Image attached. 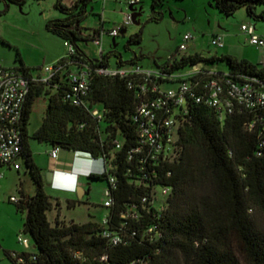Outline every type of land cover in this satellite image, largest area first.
Wrapping results in <instances>:
<instances>
[{
	"label": "trees",
	"instance_id": "trees-1",
	"mask_svg": "<svg viewBox=\"0 0 264 264\" xmlns=\"http://www.w3.org/2000/svg\"><path fill=\"white\" fill-rule=\"evenodd\" d=\"M91 1L56 0L55 7L63 16L49 19L46 28L72 43L76 50L73 57L80 61L105 66L115 53L119 56L117 66H125L118 51L102 53L97 63L81 48L80 42L94 40L101 31L95 28L93 33L87 32L83 23ZM162 2L153 0V8ZM215 4L224 14L246 7L250 16L264 20V8L258 10L264 0H215ZM160 18V12L152 16L154 20ZM141 39L139 32L129 41ZM222 60L231 74L257 76L264 81V66L231 54L174 55L158 69L169 75L188 65H215ZM21 70L33 74L26 66ZM129 79L95 74L79 105L67 97L71 84L66 73L49 82L31 84L22 118L23 157L37 189L34 195H28L21 184L23 196L16 206L27 213L23 230L34 238L35 258L25 251L21 252L23 263H18L12 251H6L7 256L14 264H264V156L258 155V132L249 127L253 114L244 110L222 121L213 108L189 102V120L180 126L181 153L175 160L162 163L157 176L145 179L137 166L138 155L129 158L131 150L139 145L134 116L141 102L138 87H130ZM165 82L172 83L168 78L158 80ZM45 92L50 94L45 116L31 135L33 107ZM93 108L103 111L101 121L93 115ZM31 136L60 150L88 152L94 159L105 160L108 171L88 176L106 178L107 186L109 175L116 178L107 224L57 220L52 225L48 219L52 196L46 190L51 182L33 158ZM115 140L121 142V148H116ZM154 185L173 187L163 212L150 203ZM152 225L157 226L156 231H149ZM105 231L118 233L125 240L114 244Z\"/></svg>",
	"mask_w": 264,
	"mask_h": 264
},
{
	"label": "rangeland",
	"instance_id": "rangeland-1",
	"mask_svg": "<svg viewBox=\"0 0 264 264\" xmlns=\"http://www.w3.org/2000/svg\"><path fill=\"white\" fill-rule=\"evenodd\" d=\"M56 0H26L23 3H6L0 0V63L6 67L19 68L26 66L35 75L42 74L44 65L52 64L67 54L66 41L46 28L49 19L63 16L55 7ZM153 0H142L136 5H129L128 0H92L87 9L88 14L83 23L86 31L93 33L100 28L104 19V29L101 45L93 40L80 42L81 48L93 59L110 51H118L125 66L139 64L145 69L161 68L174 55L180 58L183 55L199 52L202 55L224 54L229 43H238L243 23L264 27V20L255 19L247 13L246 7H241L232 14H224L218 10L215 0H163L155 8ZM8 4V5H7ZM264 4L258 5L262 10ZM161 13L159 20L152 19L156 13ZM133 15V20L125 23V17ZM118 30L117 36L108 32ZM226 34L224 47H219L215 41V32ZM141 32L140 42H130L132 35ZM191 32L194 38L188 49L179 51L184 34ZM249 46L248 43L245 44ZM263 46V45H260ZM119 56L113 53L109 56V63L117 67ZM215 65H218L217 62ZM222 68H228L225 60L220 61ZM190 65L181 71L190 69ZM177 83L165 82V89L175 87ZM50 94L45 92L36 100L29 122V132H33L43 122ZM33 158L41 168L43 174L58 167L59 160L51 156L53 146L34 137L29 138ZM71 156L73 167L83 166L84 157L92 158L78 151L66 150ZM64 150L59 153L65 154ZM92 161H94L92 159ZM21 168L3 166L0 168V264H14L6 251H25L18 242V235L23 234L34 244V238L23 230L26 211L17 209V201L11 197L21 199V184L28 195L36 193V182L26 163L25 157L20 159ZM74 170V169H73ZM89 175V174H88ZM81 178L84 189L83 196L79 189L66 191L46 187L52 196L53 207L48 211V219L52 225L60 222L72 221L84 223L96 221L102 223L109 213L105 206L106 188L108 181L103 177L88 176ZM74 201V205H72ZM34 249V247H33Z\"/></svg>",
	"mask_w": 264,
	"mask_h": 264
},
{
	"label": "built area",
	"instance_id": "built-area-1",
	"mask_svg": "<svg viewBox=\"0 0 264 264\" xmlns=\"http://www.w3.org/2000/svg\"><path fill=\"white\" fill-rule=\"evenodd\" d=\"M140 1L128 0V3L136 5ZM132 20V14L125 17V23ZM241 29L248 35L251 44L264 46V35L256 33L252 24L244 23ZM105 33L104 30L98 33L93 40L96 45H101ZM108 33L112 36L119 34L117 29H112ZM193 38L191 32L184 34L178 50H187ZM214 41L219 47L224 46L222 34H216ZM66 46L68 52L65 58L44 65L42 74L38 76L24 74L15 67H6L0 63V168L3 166L21 168L20 159L24 150L22 118L31 84L49 82L61 73H66L68 76L71 93L67 97L76 105L84 102L95 74L130 78L129 86L138 87L137 92L141 102L134 117L138 123L139 145L131 150L129 158L132 160L138 155L137 166L142 178L152 179L157 176V168L162 163L175 160L181 153L180 126L189 120V102L201 103L213 108L222 121L236 112L244 110L251 112L253 117L249 127L258 132V155L264 156V81L261 78L244 74L234 75L220 64L209 65L204 62L191 65L187 71L169 75L163 74L159 69H145L141 65L95 66L90 61L74 58L76 50L72 43L66 41ZM102 53L101 51L99 58L96 59L97 63L103 58ZM160 77L168 78L172 83H177V86L165 89L163 84L158 83ZM92 113L97 120L103 119V111L100 108H93ZM115 143L116 148H121L122 144L119 140H115ZM59 151V147H53L50 154L57 158ZM78 152L89 155L93 160L102 161L103 169L98 173L109 170L110 167L103 158L94 159L88 152ZM109 181L110 185L105 192L107 199L104 203L108 208L114 204V189L117 187L114 175H109ZM172 190L171 185L152 186L150 203L158 212H163L168 207ZM143 200H147V197ZM11 201H19V199L11 197ZM134 216L138 214L134 213ZM108 221L109 214L102 223L107 224ZM156 229L157 226L152 225L149 231ZM104 233L110 236L114 244L125 240L118 233L113 235L108 231ZM18 242L27 248L25 252L35 258L33 244L29 238L19 234ZM21 252L23 251L11 252L18 263L25 261Z\"/></svg>",
	"mask_w": 264,
	"mask_h": 264
},
{
	"label": "crops",
	"instance_id": "crops-1",
	"mask_svg": "<svg viewBox=\"0 0 264 264\" xmlns=\"http://www.w3.org/2000/svg\"><path fill=\"white\" fill-rule=\"evenodd\" d=\"M69 1L70 0H68V2ZM103 24H104V19H102V25H101L100 29L107 32L104 29ZM254 28H255L256 33H258L260 35H264V27H262V26L259 27L258 25H256V26H254ZM216 34H222L223 40H224V37L226 36L225 33L220 32V31H216L215 35ZM233 42L234 41H231V43H229L230 45H228L227 49L224 51V54L235 55L238 58L248 59L254 63L260 64L261 66H264V46H258V45L251 44L249 41V37L246 33H245V36L243 35L240 37L238 43L235 44ZM246 43H248L249 46H246L245 45ZM64 56H66V54ZM58 60L57 59L54 60L53 63L58 61ZM65 151L66 150H64V152ZM70 158H71V156L69 154H66V152H65V154H62V153L58 154V157H57V159L59 160L58 167H55L53 170L55 172L54 179L56 180V182L53 184L55 189H56V187H59L62 185H63V187L65 185V187H67L69 189H73V187L75 186V183H76L75 182L77 179L76 177H78V176H77V174L67 173V172L74 171V172L80 173L79 180H78L79 181L78 189H79L83 186V183L81 182L82 177H85L90 172L98 173L103 169V163L101 160L92 161V159L89 160L88 158L84 157V159H83L84 163H82L83 166H79V164H78V166H76V168H75V167H73V163L70 161ZM66 191H68V190H66Z\"/></svg>",
	"mask_w": 264,
	"mask_h": 264
},
{
	"label": "clouds",
	"instance_id": "clouds-1",
	"mask_svg": "<svg viewBox=\"0 0 264 264\" xmlns=\"http://www.w3.org/2000/svg\"><path fill=\"white\" fill-rule=\"evenodd\" d=\"M67 173H73V174H77V179H76V183H75V186L73 187V189H69V188H67V187H65V185H64V187H63V185L62 186H59V187H56V189H62V190H68V191H71V190H75V189H78V183H79V175H80V173H77V172H74V171H71V172H67ZM91 173V172H90ZM89 173V174H90ZM56 182V180L55 179H53V181L51 182V186L55 189V187L53 186V184Z\"/></svg>",
	"mask_w": 264,
	"mask_h": 264
},
{
	"label": "water",
	"instance_id": "water-1",
	"mask_svg": "<svg viewBox=\"0 0 264 264\" xmlns=\"http://www.w3.org/2000/svg\"><path fill=\"white\" fill-rule=\"evenodd\" d=\"M54 177H55V172H54V171H51V172H48V173H47V180H48L49 182H52L53 179H54ZM79 192H80V195L83 196L84 189H83L82 187L79 188Z\"/></svg>",
	"mask_w": 264,
	"mask_h": 264
},
{
	"label": "bare ground",
	"instance_id": "bare-ground-1",
	"mask_svg": "<svg viewBox=\"0 0 264 264\" xmlns=\"http://www.w3.org/2000/svg\"><path fill=\"white\" fill-rule=\"evenodd\" d=\"M77 178V177H76Z\"/></svg>",
	"mask_w": 264,
	"mask_h": 264
}]
</instances>
